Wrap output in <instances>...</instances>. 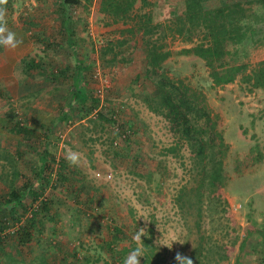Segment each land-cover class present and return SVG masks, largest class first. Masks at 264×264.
<instances>
[{"label": "rangeland", "instance_id": "374dc122", "mask_svg": "<svg viewBox=\"0 0 264 264\" xmlns=\"http://www.w3.org/2000/svg\"><path fill=\"white\" fill-rule=\"evenodd\" d=\"M104 1L78 0L66 9L61 0H11L3 6L9 24L32 29L40 20L43 25L33 28L47 39L33 58L28 90L14 87L11 93L0 84V264H123L138 246L132 234L140 229V264H179L177 254L193 264H264L260 236L246 230L249 224L264 226V90L240 75L213 85L204 60L181 51L200 37L189 41L159 28L153 32L152 40L169 51L162 63L167 75L202 91L225 144L221 185L197 196L202 172L188 143L142 99L156 93L143 76L148 50L142 33L124 32L150 9L151 23L165 24L182 0H150L149 6L135 0L120 19L103 9ZM222 1L234 0H207L205 6ZM240 1L257 14L253 24L264 35V0ZM65 12L69 34L63 29ZM109 43L122 54L117 62L110 61L112 53L103 54ZM228 49L237 51L226 59L246 63L247 72L264 60V40ZM78 61L86 66L85 87L99 98L98 106L81 116L73 102L67 121L46 122V116H59ZM29 91L32 98L21 95ZM115 111L120 127L97 115L109 118ZM18 125L28 131H18ZM44 150L51 167L48 185L36 201L29 195L9 213L4 199L12 188L28 180L37 191L46 185L36 175ZM69 150L81 154L79 166L65 160ZM48 194L46 213L40 201ZM32 215L36 222L28 227ZM24 224L30 232L25 237L18 232ZM214 244L220 254L207 255Z\"/></svg>", "mask_w": 264, "mask_h": 264}, {"label": "trees", "instance_id": "16d2710c", "mask_svg": "<svg viewBox=\"0 0 264 264\" xmlns=\"http://www.w3.org/2000/svg\"><path fill=\"white\" fill-rule=\"evenodd\" d=\"M135 0H105L104 10L113 13L115 19L127 17L129 8L132 7ZM142 4L149 6L152 4L150 0H141ZM170 1V0H169ZM207 0H182V3L175 7L170 12L172 19L168 20L165 24H152L153 11L151 9L139 16L136 24L125 28L124 32H128L131 36L142 33V40L145 43L148 55L146 67L144 68L143 76L154 87L155 94H144L142 99L147 104L148 108L158 114H161L170 124V128L177 135L178 139L184 140L188 143L190 153L196 160V164L201 168L200 182L197 188V196H202L210 187L213 193L221 185L223 180L222 159L226 151L225 144L223 143L222 135L216 130L215 121L212 117V110L209 108L206 98L201 90L195 89L185 83L181 79H172L167 75L162 63L169 55L168 50H163V44L157 43V40H152V34L159 28L163 35L172 33L184 40H193V38L200 37V41L194 43L190 48H184L181 51L184 53H193L202 58L209 69V76L213 85H221L232 82L237 76H241L242 80H252V85L261 87L264 90V60L259 61L253 68L247 72L248 65L246 63H230L226 57L229 54L236 55L237 49L230 51L229 45L232 44H250L261 42L264 35L259 32L258 26L253 24L256 22L254 18L256 13L249 10L243 1L234 0L231 2L222 1L215 7L205 6ZM11 0H7V4ZM64 8L67 5L77 3L78 0H61ZM64 21L66 27L64 31L69 34L71 27L69 26L70 17L65 12ZM260 16V15H259ZM125 41H116L119 45ZM72 40L69 39V46ZM115 43H109L104 49L103 54L112 53L111 62L120 60L122 56L116 48ZM32 68L34 62L27 63ZM88 68V66H87ZM76 78L71 83L68 96L62 105L59 116L56 121H67L69 108H72V103L76 102L78 110L83 114L81 116L89 115L99 104V98L88 94L84 82L86 77L83 75L86 66L81 61L76 64ZM41 73L48 75L46 68L39 70ZM60 73V72H58ZM55 78L52 74L51 78ZM114 114V115H113ZM111 113L110 117H104L100 112L97 113L99 119H106V121L116 124L118 127L123 124L119 123L115 116L117 112ZM113 115V116H112ZM16 126V124H14ZM98 125H102L99 122ZM18 131L27 132L23 126H17ZM34 131L32 130V133ZM30 133V132H29ZM29 133H25L28 135ZM35 133V132H34ZM122 131L119 132V134ZM173 150V148H172ZM46 151L42 153L44 155ZM41 166L36 175L40 176L46 185H42L40 191L32 189V183L24 182L20 189L12 188L5 200V208L7 211L13 212L15 208L23 206V200L31 195L32 201H36L42 194L47 186L50 178L45 176L46 170L50 167L49 162L46 160V154L42 158ZM196 166V167H197ZM42 184V183H40ZM206 186V187H205ZM40 201V209L46 213L49 212L51 201ZM30 205V204H29ZM184 202L180 204L183 206ZM26 209V208H25ZM200 206L197 207L200 213ZM19 218H13L17 221ZM36 222V215L28 220V227H33ZM25 224L18 228V232L25 236L29 235V229ZM27 228V229H26ZM26 230V231H25ZM247 234H258L261 239V247H264V226H254L249 224L246 227ZM207 255L220 254L219 246L217 244L211 245L206 248ZM146 263H149L148 259ZM152 264V263H149ZM261 264V263H259Z\"/></svg>", "mask_w": 264, "mask_h": 264}, {"label": "crops", "instance_id": "0c3cea01", "mask_svg": "<svg viewBox=\"0 0 264 264\" xmlns=\"http://www.w3.org/2000/svg\"><path fill=\"white\" fill-rule=\"evenodd\" d=\"M33 22L32 29H28L17 22H12V24L8 23V27L16 32L18 37L22 39L20 46L15 49L10 50L0 46V84L6 87L8 92L12 93L14 87L23 92L29 89L28 85L32 84L30 80L32 68L28 66L27 63L34 61L33 58L37 59L36 57L39 55L37 53L41 48H44V45L41 46L40 43L44 42L43 44H45L47 39L46 37L43 38L40 34L42 32H38L37 28H33L34 26H38L39 28V26L43 25L40 23V20ZM4 87L3 89L5 90ZM5 93L3 92V94ZM21 95L32 98V91L24 92ZM21 95L19 96L21 97ZM45 119L46 122H58L56 121V116L52 115L46 116ZM34 123L37 124L38 119H36Z\"/></svg>", "mask_w": 264, "mask_h": 264}, {"label": "clouds", "instance_id": "9594fccd", "mask_svg": "<svg viewBox=\"0 0 264 264\" xmlns=\"http://www.w3.org/2000/svg\"><path fill=\"white\" fill-rule=\"evenodd\" d=\"M7 4V0H0V46L7 49H15L22 43V39L18 37V34L8 27L6 19L7 9L3 7ZM65 160L70 166H79L81 163V154L72 150H69L65 154ZM144 235V230L132 234V239L137 243V247L131 250L123 260V264H140V257L143 256V242L141 237ZM176 260L179 264H193L190 258L177 254Z\"/></svg>", "mask_w": 264, "mask_h": 264}, {"label": "built area", "instance_id": "2783aa9c", "mask_svg": "<svg viewBox=\"0 0 264 264\" xmlns=\"http://www.w3.org/2000/svg\"><path fill=\"white\" fill-rule=\"evenodd\" d=\"M102 89H99L98 92L101 93ZM2 235V234H1ZM1 237V236H0Z\"/></svg>", "mask_w": 264, "mask_h": 264}]
</instances>
